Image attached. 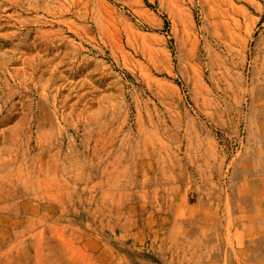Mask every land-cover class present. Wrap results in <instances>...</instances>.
<instances>
[{"label":"rangeland","instance_id":"1","mask_svg":"<svg viewBox=\"0 0 264 264\" xmlns=\"http://www.w3.org/2000/svg\"><path fill=\"white\" fill-rule=\"evenodd\" d=\"M257 186L264 0H0V264H264Z\"/></svg>","mask_w":264,"mask_h":264},{"label":"crops","instance_id":"2","mask_svg":"<svg viewBox=\"0 0 264 264\" xmlns=\"http://www.w3.org/2000/svg\"><path fill=\"white\" fill-rule=\"evenodd\" d=\"M253 192L255 193L256 197H259V199H262V197H264V188L262 186H260V187L257 186L255 188H253Z\"/></svg>","mask_w":264,"mask_h":264}]
</instances>
